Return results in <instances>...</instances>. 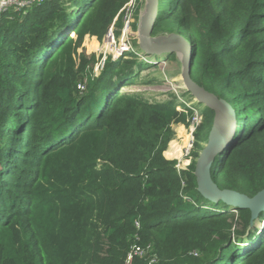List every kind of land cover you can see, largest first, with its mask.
I'll list each match as a JSON object with an SVG mask.
<instances>
[{
    "label": "trees",
    "instance_id": "obj_1",
    "mask_svg": "<svg viewBox=\"0 0 264 264\" xmlns=\"http://www.w3.org/2000/svg\"><path fill=\"white\" fill-rule=\"evenodd\" d=\"M128 1L0 13V264H264V225L196 190L213 111L199 110L193 160L178 171L165 150L193 109L122 91L150 66L139 55L108 59L95 77L94 55L78 51L86 33L121 27ZM167 21L189 39L192 79L236 113L211 176L251 197L264 188V0H160L152 34Z\"/></svg>",
    "mask_w": 264,
    "mask_h": 264
},
{
    "label": "water",
    "instance_id": "obj_2",
    "mask_svg": "<svg viewBox=\"0 0 264 264\" xmlns=\"http://www.w3.org/2000/svg\"><path fill=\"white\" fill-rule=\"evenodd\" d=\"M158 6L159 0H144L145 15L142 17V11L137 25V47L147 56L175 53L179 58L180 78L186 92L193 97L194 103L213 111L205 141L194 161L196 190L209 202L221 201L231 208L249 209V225L252 226L264 212V188L249 197L235 190L220 188L210 172L214 157L232 141L236 127L235 110L226 99L219 98L192 79V46L189 41L180 33L152 35Z\"/></svg>",
    "mask_w": 264,
    "mask_h": 264
},
{
    "label": "rangeland",
    "instance_id": "obj_3",
    "mask_svg": "<svg viewBox=\"0 0 264 264\" xmlns=\"http://www.w3.org/2000/svg\"><path fill=\"white\" fill-rule=\"evenodd\" d=\"M128 2L129 3L121 13V27H116L114 24H112L106 35L101 40H98L94 36H89L86 33L83 37L82 42L78 45V51L86 54L87 56L94 55V63L92 64V67L98 66L101 60H105V65L108 59L115 60L121 57L123 54H129L130 52L132 53L135 51L134 53L137 54V56L139 55V60H141L142 63L150 66H144L137 73L131 75V77H129L130 81H128L127 84H125L121 88L122 91L143 92L146 98H148L150 101H173L175 102L176 106L179 105L180 107H183L182 104L184 103L190 106V104L194 103V99L188 92H186L181 81V66L178 56L175 53L157 56L142 55V52L137 47V25L139 16L144 9V0H129ZM143 13L144 11L142 12V17L144 16ZM171 23L173 25L175 24V22ZM171 23H169L168 21L164 22L162 27L165 30L159 31L157 33L153 32L152 35L155 36L164 33H175L166 31L167 28L172 26ZM134 24L135 28L133 26ZM182 29L183 28H180V30ZM71 33L72 31H70L68 35H70ZM180 34L187 41L189 40L186 38V36H183L182 33ZM125 57L127 56L125 55ZM101 71L99 70L98 72ZM77 87H80V85H77ZM200 108H203V105H199L198 109ZM197 115L199 117L200 123L201 115L198 112ZM189 127L190 123L188 125H183L181 123L172 125L174 136L173 139H171V141L169 142V145L173 141V143L177 147V150L173 151L171 155L167 152V150L169 149L168 146L165 150L166 155H164L163 153L165 158L175 161H177V159H180L184 162L186 159H188V157H181V153L186 148L187 143H190L191 138L193 139V143L195 142L194 133L198 126H196L195 130L192 133H190ZM192 148L193 146H191L190 150ZM195 158L196 157H194V160ZM192 160L193 158H191L190 161L192 162ZM191 162H189V165L191 164ZM187 165L188 164L185 163V167ZM197 204L207 212L223 210L221 208L211 207L210 203L206 202V200L204 199H199L197 201ZM225 210L228 212L234 211L233 209ZM254 224L257 230L261 229L264 225V215L261 219L255 221ZM243 246L245 248L247 246V243H243Z\"/></svg>",
    "mask_w": 264,
    "mask_h": 264
},
{
    "label": "built area",
    "instance_id": "obj_4",
    "mask_svg": "<svg viewBox=\"0 0 264 264\" xmlns=\"http://www.w3.org/2000/svg\"><path fill=\"white\" fill-rule=\"evenodd\" d=\"M42 0H0V13L3 11H7V10H13V11H21V10H25L26 8H29L30 6L34 5V4H38L39 2H41ZM129 2H127L123 9L127 6ZM135 52V51H134ZM133 52V53H134ZM104 61L105 60H101L98 66L92 67V76H98L100 74V72H98L99 70L101 71L104 67ZM99 68V69H98ZM197 106L199 108V105H196V103H192L190 104V106H188L187 104L184 103L183 107H180L179 105L176 107L177 109L182 110L184 107L186 108H192L193 109V116L191 117L190 120V127H189V131L190 133H192L196 126H198L199 124V117L197 115V112L199 113V110H202L203 108L198 109ZM193 139L191 138L190 143H187L186 148L184 149V151L181 153V157H185L188 159L185 160V162L183 160L177 159L176 163H175V168L180 171V170H184L188 167L189 162H191V146H193ZM169 146V144H168ZM167 146V147H168ZM185 163H187L188 165L185 167ZM131 258L129 255V258L126 260V263L128 264L130 262Z\"/></svg>",
    "mask_w": 264,
    "mask_h": 264
},
{
    "label": "bare ground",
    "instance_id": "obj_5",
    "mask_svg": "<svg viewBox=\"0 0 264 264\" xmlns=\"http://www.w3.org/2000/svg\"><path fill=\"white\" fill-rule=\"evenodd\" d=\"M145 15V11L143 13ZM177 147L175 146V144H170L169 145V149L167 150L168 153H170L172 155L173 151H176ZM176 153V152H175ZM177 154V153H176ZM173 156H177V155H173Z\"/></svg>",
    "mask_w": 264,
    "mask_h": 264
},
{
    "label": "clouds",
    "instance_id": "obj_6",
    "mask_svg": "<svg viewBox=\"0 0 264 264\" xmlns=\"http://www.w3.org/2000/svg\"><path fill=\"white\" fill-rule=\"evenodd\" d=\"M142 55H145L143 52H142ZM234 210V209H233Z\"/></svg>",
    "mask_w": 264,
    "mask_h": 264
}]
</instances>
